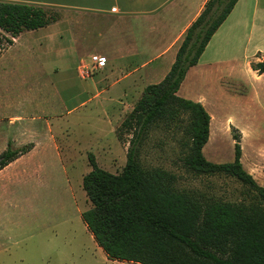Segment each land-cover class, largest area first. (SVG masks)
Wrapping results in <instances>:
<instances>
[{
	"label": "rangeland",
	"instance_id": "374dc122",
	"mask_svg": "<svg viewBox=\"0 0 264 264\" xmlns=\"http://www.w3.org/2000/svg\"><path fill=\"white\" fill-rule=\"evenodd\" d=\"M48 10L57 12L58 26L50 30L56 38L38 37L48 29L25 31L12 45L4 42L0 52V153L16 141L38 146L32 157L0 172V264H135L110 260L87 229L82 213L91 203L83 177L92 170L90 154L110 173L124 168L132 134L119 130L142 90L110 94L103 81L117 72L110 63L93 68L94 55H109L102 18ZM59 44L67 53L54 51ZM177 95L200 102L211 115L205 158L233 162L238 136L244 169L264 187V74L246 62L234 68L203 62L189 69ZM180 117L170 127L151 129L141 149L143 165L174 174L180 190L244 201L248 189L237 179L196 175L182 167L189 119Z\"/></svg>",
	"mask_w": 264,
	"mask_h": 264
},
{
	"label": "trees",
	"instance_id": "16d2710c",
	"mask_svg": "<svg viewBox=\"0 0 264 264\" xmlns=\"http://www.w3.org/2000/svg\"><path fill=\"white\" fill-rule=\"evenodd\" d=\"M239 0H208L188 29L176 60L165 78L148 85L119 133L132 134L127 162L110 173L90 154L92 170L83 177L91 208L82 213L87 229L110 260L135 264H264V187L243 167L240 140L235 136L231 163L208 161L203 148L210 138L211 115L200 102L177 93L190 68L196 66L213 35ZM57 12L24 4L0 2V52L25 31L56 23ZM9 34L11 38L4 36ZM251 69L264 74V61ZM188 115L187 153L182 167L196 175H223L247 187L240 203L215 200L180 190L174 174L146 167L141 149L151 129L170 127ZM119 139L121 135H118ZM33 144L0 153V171L29 153Z\"/></svg>",
	"mask_w": 264,
	"mask_h": 264
},
{
	"label": "crops",
	"instance_id": "0c3cea01",
	"mask_svg": "<svg viewBox=\"0 0 264 264\" xmlns=\"http://www.w3.org/2000/svg\"><path fill=\"white\" fill-rule=\"evenodd\" d=\"M0 2L83 12L102 18L101 37L108 40L109 55L106 57V64L110 63L112 73L117 72L114 76L112 74L106 76L103 82L110 84L108 93L112 94L111 91L117 89L118 95L125 88H141L142 94L148 85L159 83L165 78L176 60L188 29L204 11L208 0H0ZM54 26H58V23L38 29L49 31L46 36L38 37H41V40L45 39L46 42L56 38L57 34L50 32ZM23 33L14 40L20 39ZM69 34L73 47L75 42L73 31L70 30ZM69 49L73 52L72 48ZM54 51L67 53L62 44ZM259 61H264V0H239L213 35L195 67L205 62L208 66L224 65L234 68L240 62H246L250 68L252 63ZM12 146L17 148L24 145L16 141ZM37 147V143L33 144L32 150L16 161L23 157H32Z\"/></svg>",
	"mask_w": 264,
	"mask_h": 264
},
{
	"label": "built area",
	"instance_id": "2783aa9c",
	"mask_svg": "<svg viewBox=\"0 0 264 264\" xmlns=\"http://www.w3.org/2000/svg\"><path fill=\"white\" fill-rule=\"evenodd\" d=\"M106 62H107V59L104 56L94 55L92 57V63H93L94 69H97V68L104 66L106 64Z\"/></svg>",
	"mask_w": 264,
	"mask_h": 264
}]
</instances>
